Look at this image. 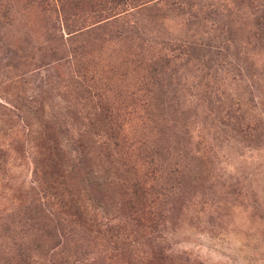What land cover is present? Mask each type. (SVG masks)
Segmentation results:
<instances>
[{"label": "rangeland", "instance_id": "374dc122", "mask_svg": "<svg viewBox=\"0 0 264 264\" xmlns=\"http://www.w3.org/2000/svg\"><path fill=\"white\" fill-rule=\"evenodd\" d=\"M22 260L264 264V0H0V264Z\"/></svg>", "mask_w": 264, "mask_h": 264}, {"label": "trees", "instance_id": "16d2710c", "mask_svg": "<svg viewBox=\"0 0 264 264\" xmlns=\"http://www.w3.org/2000/svg\"><path fill=\"white\" fill-rule=\"evenodd\" d=\"M42 148H43V152L45 153L46 151L49 150L50 147H47V148L42 147ZM51 167H54V166L52 165ZM66 202L68 203V202H70V201L67 200ZM63 205H64V204H63ZM65 207H66V206H65ZM80 209H81L80 206H79V208H77V207L74 206V205H70V206H67V208H66V212H69V211H70V215L74 216L77 220H79V219H81V217L84 215L81 211H79ZM92 222H93L94 224H96L94 220H92ZM22 263H23V264H32V263H29V262H27V261H25V260H22Z\"/></svg>", "mask_w": 264, "mask_h": 264}]
</instances>
